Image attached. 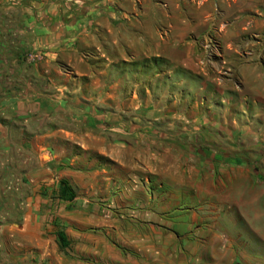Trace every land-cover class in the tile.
I'll return each mask as SVG.
<instances>
[{"label":"crops","instance_id":"crops-1","mask_svg":"<svg viewBox=\"0 0 264 264\" xmlns=\"http://www.w3.org/2000/svg\"><path fill=\"white\" fill-rule=\"evenodd\" d=\"M1 56L0 112L37 165L11 226L63 231L55 264L136 263L104 229L162 166L264 164V0H0Z\"/></svg>","mask_w":264,"mask_h":264},{"label":"rangeland","instance_id":"rangeland-1","mask_svg":"<svg viewBox=\"0 0 264 264\" xmlns=\"http://www.w3.org/2000/svg\"><path fill=\"white\" fill-rule=\"evenodd\" d=\"M28 56L13 58L15 71ZM0 61L9 64L5 56ZM9 116L0 112V264H55L61 249L50 228L41 223L24 236L20 226H11L24 219L23 204L34 191L26 177L37 165L35 152L21 144L19 119ZM164 167L150 184L155 196L136 189L120 197L114 214L120 227L104 229L125 256L136 258L134 264H264V164L185 160L171 166L177 172Z\"/></svg>","mask_w":264,"mask_h":264},{"label":"trees","instance_id":"trees-1","mask_svg":"<svg viewBox=\"0 0 264 264\" xmlns=\"http://www.w3.org/2000/svg\"><path fill=\"white\" fill-rule=\"evenodd\" d=\"M75 196L76 193L73 190V188L70 186V184L67 181H61L59 198L62 200L71 201L74 199ZM56 236L59 240V245L61 250L67 249L69 247L70 242L66 234L63 231H59L57 232Z\"/></svg>","mask_w":264,"mask_h":264}]
</instances>
